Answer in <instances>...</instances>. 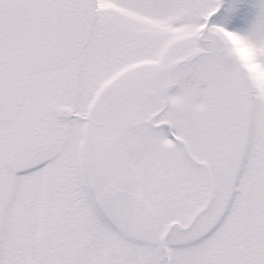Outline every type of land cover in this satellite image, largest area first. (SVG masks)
<instances>
[{"label": "snow or ice", "instance_id": "obj_1", "mask_svg": "<svg viewBox=\"0 0 264 264\" xmlns=\"http://www.w3.org/2000/svg\"><path fill=\"white\" fill-rule=\"evenodd\" d=\"M0 264H264V0H0Z\"/></svg>", "mask_w": 264, "mask_h": 264}]
</instances>
